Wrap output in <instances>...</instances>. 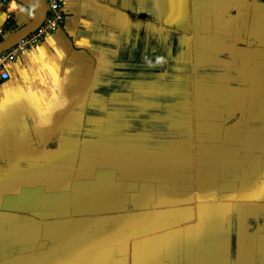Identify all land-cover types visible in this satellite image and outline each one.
Returning <instances> with one entry per match:
<instances>
[{"label":"crops","instance_id":"crops-1","mask_svg":"<svg viewBox=\"0 0 264 264\" xmlns=\"http://www.w3.org/2000/svg\"><path fill=\"white\" fill-rule=\"evenodd\" d=\"M61 3L2 54L0 264H264V0Z\"/></svg>","mask_w":264,"mask_h":264},{"label":"built area","instance_id":"built-area-1","mask_svg":"<svg viewBox=\"0 0 264 264\" xmlns=\"http://www.w3.org/2000/svg\"><path fill=\"white\" fill-rule=\"evenodd\" d=\"M45 6L46 16L43 23L17 45V51H24L34 47L39 41L54 34L64 23L61 0H42ZM3 54V53H2ZM0 55V80H6L8 74L3 70L6 57Z\"/></svg>","mask_w":264,"mask_h":264},{"label":"water","instance_id":"water-1","mask_svg":"<svg viewBox=\"0 0 264 264\" xmlns=\"http://www.w3.org/2000/svg\"><path fill=\"white\" fill-rule=\"evenodd\" d=\"M23 6L33 10L35 12V17L33 20L24 26L23 28L17 30L14 34L8 36L3 41L0 42V55L5 53L9 49L13 48L16 44L26 38L29 34L34 32L44 21L46 16L45 6L42 0H14Z\"/></svg>","mask_w":264,"mask_h":264}]
</instances>
